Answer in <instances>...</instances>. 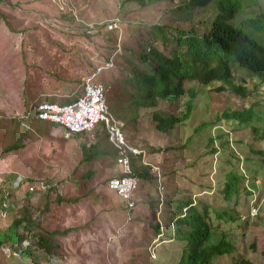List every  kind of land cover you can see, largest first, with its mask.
Segmentation results:
<instances>
[{"label": "rangeland", "instance_id": "1", "mask_svg": "<svg viewBox=\"0 0 264 264\" xmlns=\"http://www.w3.org/2000/svg\"><path fill=\"white\" fill-rule=\"evenodd\" d=\"M240 1V18L256 20L247 32L264 44V0ZM214 15L213 4L189 9L180 0H146L144 5L134 0H0V234L17 236L13 241L26 253L12 264H175L181 244L166 231L177 198H199L231 216L224 230L237 249L228 258L215 257L212 264H230L238 256L264 264V155L253 154L250 150L259 148L248 145L264 143V84L230 64V84L185 80L176 101L144 108L125 83L131 66L152 71L154 63L139 59L149 49L170 54L174 27L194 26L201 33ZM108 19L117 25L109 29L101 24ZM154 24L164 26L165 40ZM108 61L110 68L98 79L107 87L109 111L122 123L127 142L145 153L147 164L140 157L133 160L137 172L145 168L149 174L146 179L137 175L134 209L107 187L119 172L114 158L84 154L98 143L113 150L105 132L65 139L59 126L38 121L31 112L40 100H72L81 92L82 77ZM231 84L242 86L243 94L232 92ZM135 92L139 94L137 86ZM247 107L249 115L230 116ZM153 112L172 114L178 121L163 132L156 128ZM211 148L223 152L207 155ZM247 159L260 174L251 200L257 210L236 224L232 207L240 214L247 205L236 203L222 188L234 163L253 174ZM151 165L158 167L162 186ZM35 179L48 181L51 188L30 192L27 182ZM26 211L38 227L29 231L21 221L11 228L12 218ZM42 232L49 244L46 253L39 246ZM0 251L5 256L10 252L8 245H0ZM8 262L0 254V264Z\"/></svg>", "mask_w": 264, "mask_h": 264}, {"label": "trees", "instance_id": "2", "mask_svg": "<svg viewBox=\"0 0 264 264\" xmlns=\"http://www.w3.org/2000/svg\"><path fill=\"white\" fill-rule=\"evenodd\" d=\"M134 1L141 5L146 3V0ZM180 2L183 7L189 9L213 4L215 15L212 19L205 20L206 26L201 33L195 32L194 26L190 28L174 27V47L169 55L161 54L154 47L149 49L148 54L140 55V63L148 61L154 63L152 71L143 70L138 66L130 67V77L125 80V83L133 89L129 93L133 95V98L136 97V101L140 103L141 107H157L158 103L160 104L162 101H176L184 93L181 85L185 80L198 79L199 83L215 81L228 84L230 64H236L239 68L254 74L257 81L264 84V44L247 32L246 27L255 24L256 20L250 15L240 18L243 2L240 0H180ZM235 19L239 21L237 24L233 22ZM102 25L105 26L104 23ZM154 26L161 31V37L165 40L164 26L162 24H154ZM136 86L139 94L135 92ZM229 89L240 95L244 92L243 87L238 85L231 84ZM188 95L189 98L193 97L194 90H189ZM65 102L69 101L61 100L60 103ZM185 106L189 111L190 107L186 104ZM160 110V112H164L161 108ZM248 110L250 107L242 111L231 112L230 116L238 118L242 114L249 115ZM160 112H153L152 117L156 122V128L165 132L178 120L172 114ZM220 116H227V114L223 113ZM253 130L252 126L251 131ZM262 136L264 138V133ZM98 144H92L90 146L92 150L84 149L87 158L101 156L105 153L114 158V149L106 148L107 145L100 147ZM256 148L259 150H255L253 153L264 155V143ZM221 152L223 151L211 148L209 154L207 152L205 154L213 156L214 154L219 155ZM132 167L136 176H143L144 179L149 177L146 169L143 173H139L140 169L133 164V160ZM138 170L139 172H137ZM227 172L222 192L229 197H234L236 203L243 202L246 205L247 199L256 190L257 185L254 183L256 178L245 177L235 163L233 168ZM245 181L248 184L245 185ZM48 189L49 187L44 191L46 192ZM56 198L59 197L56 195ZM44 208L46 209V207ZM223 208L209 202H202L199 198L176 199L174 217L166 231L169 239L181 244L179 257L175 264H212L215 257L228 258L226 255L237 249L233 245L232 238L224 230L231 220V216L227 213V209ZM238 215L239 212L232 207V221L236 224L242 222ZM21 221L25 222V227L29 231L38 227L36 217H32L29 211H26L22 216L12 218L11 228H16ZM155 228L158 234L162 232L158 224ZM43 234L39 237V246L46 253L49 244H47V234L45 232ZM16 237L13 234H7L6 231L0 234V245H8L10 251L7 256L2 251L0 254L8 259L9 264L26 255L24 251L21 253V245L13 241L16 240ZM230 264L253 263L243 256H238Z\"/></svg>", "mask_w": 264, "mask_h": 264}, {"label": "built area", "instance_id": "3", "mask_svg": "<svg viewBox=\"0 0 264 264\" xmlns=\"http://www.w3.org/2000/svg\"><path fill=\"white\" fill-rule=\"evenodd\" d=\"M102 23L109 29L117 25L116 21L111 19ZM110 66L111 62L108 61L83 76L80 94L69 102L57 103L40 100L32 107L31 112L36 120L59 126L65 139L74 134L92 130L105 132L106 139L114 149V164L119 171L117 175L108 179L107 187L115 192L125 207L134 209L136 202L133 195L137 189L138 181L137 176L133 173L132 160L140 157L143 164L147 163L144 160V151L127 142L122 131V123L109 111L107 87L99 82L98 74ZM152 170L156 172L159 186H162L158 167L152 166ZM20 180L21 178H19ZM48 187L50 188L51 184L42 179L27 182V189L30 192L44 191ZM3 206H5L4 203Z\"/></svg>", "mask_w": 264, "mask_h": 264}, {"label": "clouds", "instance_id": "4", "mask_svg": "<svg viewBox=\"0 0 264 264\" xmlns=\"http://www.w3.org/2000/svg\"><path fill=\"white\" fill-rule=\"evenodd\" d=\"M251 17H252V16H251ZM105 26H106V25H105ZM235 65H236V64H235ZM236 66H237V65H236ZM247 143H248V142H247ZM248 145H249V148H256V147H254V146L252 145L251 142L248 143ZM251 145H252V146H251ZM250 151L253 153V151H255V149H254V150H250ZM253 154H254V153H253ZM215 155H217V154H215ZM246 158H247V157H246ZM133 160H134V159H133ZM250 162H252V161H249V160L247 159V164H248V166L251 168V170H253V174L248 175L245 171H243V169L239 168L240 171H241V174L243 173L244 176H245V177H248V178H249V176H251V177H253V178H256V179L260 178V174H259L258 172H255L254 168H252V167L249 165ZM256 181H257V180H256ZM244 184H245V185L248 184L247 181H245ZM253 196H254V192H252L250 198H249V199L247 200V202H246V205H247V206H246V210H245V212H244V213H240V214L238 215V217L240 218L239 220H241L242 222H245V220H248V219L253 218V217L255 216V214H256L257 207L254 205L253 201L251 202ZM244 206H245V204H244ZM161 230H162V228H161ZM159 234H160V235H163V230H162V232L159 233Z\"/></svg>", "mask_w": 264, "mask_h": 264}, {"label": "crops", "instance_id": "5", "mask_svg": "<svg viewBox=\"0 0 264 264\" xmlns=\"http://www.w3.org/2000/svg\"><path fill=\"white\" fill-rule=\"evenodd\" d=\"M39 121V120H38ZM50 131V130H49ZM142 171H145V168L142 169Z\"/></svg>", "mask_w": 264, "mask_h": 264}]
</instances>
